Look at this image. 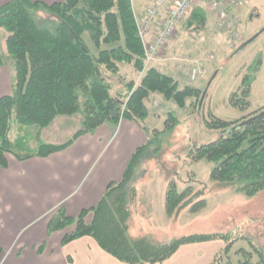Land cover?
<instances>
[{
    "label": "trees",
    "instance_id": "obj_1",
    "mask_svg": "<svg viewBox=\"0 0 264 264\" xmlns=\"http://www.w3.org/2000/svg\"><path fill=\"white\" fill-rule=\"evenodd\" d=\"M38 10L54 17L42 19ZM207 13L202 0L194 2L170 37L178 30L198 34L206 23ZM0 26L9 31L6 46L13 56L15 68L12 91L0 96L1 165L6 164L8 152L18 157L46 155L103 123L116 125L120 117L132 119L147 129L145 120L150 110L146 100L153 91L173 99L179 106L185 104L187 96H196L197 103L201 96L199 86L191 82L181 84L175 75L152 64L144 68L137 84L134 79L127 82L126 100L111 94V83L104 69L116 73L120 65L131 64L140 71L145 62L132 0H62L51 3L9 0L0 5ZM257 68L258 65L249 64L240 86L231 93L234 104L244 107L249 103L250 84ZM202 108L204 128L217 130L218 134L215 139L195 146L192 160L204 158L212 162L211 178L227 182L247 194L264 188V113L255 115L262 110L227 120L209 109L205 113ZM74 113L82 115V122L71 138L62 143L40 138L41 129L56 116ZM12 115L18 123L35 127L37 141L33 150L23 153L13 150V142L8 136ZM168 116L177 121L172 111ZM246 118L250 119L237 125ZM152 130L156 128L152 127ZM151 144L152 139L148 136L135 148L121 178L111 181L93 206L82 209L77 216L66 215L58 209L48 222V230L71 226L64 233L62 243L88 234L104 250L130 264L161 261L183 243L226 236L220 232H200L153 241L147 235L133 236L130 233V203L135 194V181L141 175L140 165ZM187 191L177 190L174 184L167 187L165 208L168 213ZM2 254L0 246V257ZM240 264H249V261Z\"/></svg>",
    "mask_w": 264,
    "mask_h": 264
},
{
    "label": "rangeland",
    "instance_id": "obj_2",
    "mask_svg": "<svg viewBox=\"0 0 264 264\" xmlns=\"http://www.w3.org/2000/svg\"><path fill=\"white\" fill-rule=\"evenodd\" d=\"M242 1L241 20L236 25L240 38L234 39V46H230L231 40L225 30L217 26V21H213L215 15L212 12L207 13L206 23L198 34L183 30L176 32L177 39L182 38L178 43L185 46L180 47H183V51L194 45L197 49L191 53L200 55V61L205 60L203 55L207 54L208 58H213L201 82L205 92L202 109L205 113L209 109L214 115L227 120L264 110V0ZM37 14L42 19L54 17L43 10H38ZM42 19L40 21L45 23ZM0 28L9 34L5 27ZM250 37V41L242 44L243 39L246 41ZM239 44L242 46L235 50ZM183 51L174 50L169 54V60L177 63L178 56L191 54ZM10 57L13 58L11 54ZM251 63L258 65V68L250 84L249 103L240 107L231 101L230 96L240 86L241 78ZM120 66L121 69L116 73L105 69L104 72L111 83V94L126 100L127 82L134 79L137 84L141 73L131 64ZM146 101L151 121L153 116L159 117L154 110L162 114L154 128L164 130H152L149 134L152 144L144 160L146 164L143 162V167L146 166L145 178L137 184V200L129 219L130 233L133 236L147 235L153 241H165L182 234L220 232L226 236L215 238L220 248L210 264H240L244 260H248L249 264H264V188L254 194H247L227 182L211 178L212 162L204 158L192 160L194 147L215 139L218 134L217 130L204 128L202 110L199 111L196 96H187L185 104L179 106L173 99L153 91ZM236 101L239 99L236 98ZM169 111L177 116V121L169 119ZM59 116L70 117L71 125L76 121L81 126L80 113ZM59 116L55 118L58 120ZM45 127L41 129L40 138ZM8 136L16 152L33 150L37 141L35 127L18 123L14 115L11 117ZM173 184L179 191H188L173 211L168 213L165 208V189ZM208 246H201V249L210 252ZM188 249L182 247L181 250ZM198 253L203 254L202 251ZM3 255L4 251L0 260Z\"/></svg>",
    "mask_w": 264,
    "mask_h": 264
},
{
    "label": "crops",
    "instance_id": "obj_3",
    "mask_svg": "<svg viewBox=\"0 0 264 264\" xmlns=\"http://www.w3.org/2000/svg\"><path fill=\"white\" fill-rule=\"evenodd\" d=\"M7 1L0 0V5ZM40 1L51 3L62 0ZM136 1L132 0L134 12L142 14L149 0ZM0 34L1 96L12 91L15 68L5 44L7 33L0 30ZM177 37V34L170 37L162 52L150 64L172 73L184 84L190 81L182 71L181 59H196L194 63L203 76L198 77L193 84L201 87L213 58L202 54L206 59L200 61V55H192L197 48L191 45L183 51L185 46L178 43L182 38ZM174 50L192 53L178 56L177 64L169 60V54ZM153 112L159 117L153 116L151 121L149 114L145 120L147 129L132 119L122 117L116 125L103 123L46 155L18 157L12 152L6 153V164H0V246L4 251L0 264H130L104 250L88 234L62 243L61 239L69 229L68 226L49 231L48 222L58 209L66 215L77 216L82 209L90 208L98 201L111 181L121 178L130 155L148 139L151 126L154 128L162 116L160 111ZM71 119L67 116H59L58 120L55 118L42 130L41 139L52 143L68 140L80 127L76 121L71 125ZM145 169L146 166L135 181L130 217L137 200V184L145 178ZM215 240L185 243L169 257L143 264H210L220 248ZM204 245H209L207 249L210 252L201 249ZM182 247L189 249L181 250Z\"/></svg>",
    "mask_w": 264,
    "mask_h": 264
},
{
    "label": "built area",
    "instance_id": "obj_4",
    "mask_svg": "<svg viewBox=\"0 0 264 264\" xmlns=\"http://www.w3.org/2000/svg\"><path fill=\"white\" fill-rule=\"evenodd\" d=\"M199 0H150L142 16L135 15L138 34L144 53L145 64L153 60L163 50L169 36L187 13L194 2ZM210 12L215 15L218 27H222L234 45V39L240 38L237 29V12L242 0H202ZM184 71L191 80H195L198 69L185 60Z\"/></svg>",
    "mask_w": 264,
    "mask_h": 264
},
{
    "label": "water",
    "instance_id": "obj_5",
    "mask_svg": "<svg viewBox=\"0 0 264 264\" xmlns=\"http://www.w3.org/2000/svg\"><path fill=\"white\" fill-rule=\"evenodd\" d=\"M251 39H252V37L248 38V39H247L246 41H244L242 44L247 43V42L250 41ZM242 44L239 45V47H241ZM239 47H238V48H239ZM204 95H205V92L202 91L201 96H200L199 101H198V107H199V109H200V107H201V104H202V101H203ZM261 113H264V110H262L261 112H259L258 114H255V115H259V114H261ZM255 115H254V116H255ZM250 118H251V117H250ZM250 118H246V119H244L243 121H240L237 125H241V124H243L244 122H246V121H247L248 119H250Z\"/></svg>",
    "mask_w": 264,
    "mask_h": 264
}]
</instances>
